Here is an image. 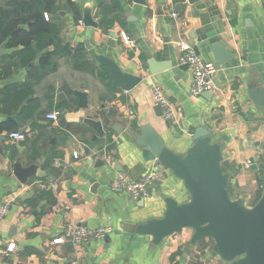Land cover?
<instances>
[{
    "label": "crops",
    "instance_id": "0c3cea01",
    "mask_svg": "<svg viewBox=\"0 0 264 264\" xmlns=\"http://www.w3.org/2000/svg\"><path fill=\"white\" fill-rule=\"evenodd\" d=\"M72 1L81 12L79 21L82 9L90 8L97 26L79 24L72 13L61 11L60 38L71 49L83 46L93 63L88 71L75 70L68 58L58 57L55 71L35 83L31 69L40 54L28 67H15L3 59L12 50L0 45V205L9 203L0 219V247L15 244L0 264H226L213 253L210 240L192 245L189 229L159 244L131 233L136 225L163 216L165 198L187 201L183 182L169 170L162 168L147 197L139 200L111 191L110 184L118 175L135 181L155 168L156 162L144 160L135 142L142 126H150L177 154L187 151L194 129L202 127L221 148L232 198L247 206L257 198L264 112L249 100L248 87L264 89V0H146L145 6L116 0L122 22L107 33L95 16L97 0ZM181 41L216 65L211 91L191 95L192 75L179 64ZM215 45L222 63L213 57ZM95 56L141 75L142 82L129 92L113 88L109 78L101 82ZM149 59L170 68L151 75ZM29 83L32 93L21 97ZM154 85L172 104L170 120L157 113L151 98ZM75 91L87 94L86 108L78 106ZM34 100L39 106L28 115ZM49 113H57V121L47 120ZM87 121L99 122L102 135ZM14 131L24 133L25 141L10 140ZM74 152L80 153L77 159ZM16 157L23 167L37 166L26 184L13 175ZM76 227L112 231L102 240L75 244L70 237ZM56 239L61 241L54 243Z\"/></svg>",
    "mask_w": 264,
    "mask_h": 264
},
{
    "label": "water",
    "instance_id": "95a60500",
    "mask_svg": "<svg viewBox=\"0 0 264 264\" xmlns=\"http://www.w3.org/2000/svg\"><path fill=\"white\" fill-rule=\"evenodd\" d=\"M187 1L194 3L197 0ZM134 3L145 6L146 0H134ZM82 13L84 26H97L90 8L84 7ZM62 14L64 13L60 12V15ZM18 32L16 29L12 35L15 36ZM84 43L87 45L86 41ZM193 50L199 56L196 47H193ZM220 51L217 45L212 47L213 57L218 63L223 62ZM3 53L4 50L0 48V55ZM95 60L107 69L113 88L129 92L142 82L141 75L122 71L108 57L95 56ZM146 64L151 75L170 68L168 63L152 59L147 60ZM181 68L189 70L186 65H181ZM74 94L78 99V106L86 108L87 94L79 91ZM248 98L254 106L264 112L263 88L251 84L248 87ZM157 113L160 115L159 108ZM87 123L94 127L98 135H102L103 129L99 122ZM191 139L193 144L187 151L177 154L164 145L150 126L140 128L135 142L141 148L142 158L146 161H156L180 179L188 192V199L178 203L171 197L165 198L166 208L163 216L136 225L131 233L150 236L154 244H159L165 238L189 229L192 232V245L210 240L213 253L226 264H264V146L263 161L256 167L261 175V193L251 206H247L244 200L232 198L228 189L229 177L222 171L221 148L211 142L209 131L197 127ZM16 158L13 163V175L19 183L26 184L36 175L37 166L32 164L23 167L19 157Z\"/></svg>",
    "mask_w": 264,
    "mask_h": 264
},
{
    "label": "trees",
    "instance_id": "16d2710c",
    "mask_svg": "<svg viewBox=\"0 0 264 264\" xmlns=\"http://www.w3.org/2000/svg\"><path fill=\"white\" fill-rule=\"evenodd\" d=\"M97 2L98 10L95 16L102 32L107 33L115 23L122 22V8L116 0L109 3L101 0ZM61 11L72 13L76 22L80 20L81 12L72 0H0V45L6 50H12L3 59L10 60L12 66L26 68L35 62L40 54L38 64L31 69V78L35 83H39L50 72L55 71L57 66L55 59L58 57L68 58L78 71H88L93 67V63L87 60L82 45L71 49L62 43L60 38L62 26L59 23ZM44 14L48 15V20H45ZM16 29L19 32L13 36L12 33ZM99 69V80L105 82L108 80V71L101 65ZM29 85L21 97L32 93L33 85L31 83ZM38 106L37 100L30 101L28 115ZM260 177L259 173L261 187L258 194L262 189Z\"/></svg>",
    "mask_w": 264,
    "mask_h": 264
},
{
    "label": "built area",
    "instance_id": "2783aa9c",
    "mask_svg": "<svg viewBox=\"0 0 264 264\" xmlns=\"http://www.w3.org/2000/svg\"><path fill=\"white\" fill-rule=\"evenodd\" d=\"M45 20H48V15L44 14ZM82 24V21H78ZM122 40L125 44L129 43L127 37L122 34ZM180 57L179 64L186 65L192 75V83L190 86L191 95L198 96L204 92L211 91L214 88V78L217 73V67L212 62H207L195 54L193 47L187 41H181L179 44ZM151 98L155 105L160 109L161 117L165 120H170L173 117V107L163 91L156 85L151 88ZM46 119L50 121H57V113H49ZM10 140L16 142L25 141V134L22 132H11L8 134ZM74 159L80 156V153L74 152L72 154ZM108 160V157H105ZM156 162V161H154ZM157 162L153 170L147 173L144 177L135 181L126 180L123 176H117L110 184V190L114 192H125L132 199L139 200L147 197L148 191L158 178V172L162 169ZM9 211V203L0 205V219H2ZM112 229L110 227H99L96 229H86L76 227L72 230L71 241L75 244L87 243L92 239L102 240L106 238ZM61 239H56L53 242L59 243ZM15 244L9 243L6 247H0V257L14 252ZM78 264V263H73Z\"/></svg>",
    "mask_w": 264,
    "mask_h": 264
},
{
    "label": "rangeland",
    "instance_id": "374dc122",
    "mask_svg": "<svg viewBox=\"0 0 264 264\" xmlns=\"http://www.w3.org/2000/svg\"><path fill=\"white\" fill-rule=\"evenodd\" d=\"M259 195H260V194H258V197H259ZM255 200H256V199H255ZM255 200L251 201V202L249 203V205L251 206V205L255 202Z\"/></svg>",
    "mask_w": 264,
    "mask_h": 264
}]
</instances>
